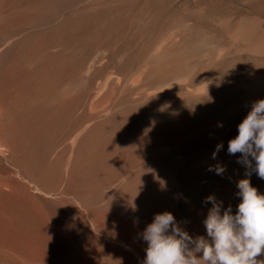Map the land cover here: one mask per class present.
Returning a JSON list of instances; mask_svg holds the SVG:
<instances>
[{
  "label": "bare ground",
  "instance_id": "bare-ground-1",
  "mask_svg": "<svg viewBox=\"0 0 264 264\" xmlns=\"http://www.w3.org/2000/svg\"><path fill=\"white\" fill-rule=\"evenodd\" d=\"M64 1L0 0V264H143L141 234L163 212L211 242L201 206L191 202L184 221L166 201L158 155L116 133V117L101 108L110 90L78 76L84 23L55 19ZM255 29L245 21L237 33L264 48Z\"/></svg>",
  "mask_w": 264,
  "mask_h": 264
},
{
  "label": "rangeland",
  "instance_id": "rangeland-1",
  "mask_svg": "<svg viewBox=\"0 0 264 264\" xmlns=\"http://www.w3.org/2000/svg\"><path fill=\"white\" fill-rule=\"evenodd\" d=\"M63 4L60 15L55 11L56 20L84 23L76 39L78 76L87 79L86 86L94 91L110 90L101 108L116 117L118 136L133 149L158 155L154 164L171 183L166 201L182 220L189 218L191 202L208 214L209 196L221 204V215L228 209L235 215L242 200L237 195L242 179H249L264 194V179L254 171L255 161L249 167L242 154L227 152L229 140L238 135V124L254 102L264 99V48L237 33L238 25L246 21L255 24L257 37L264 34V0ZM159 114L165 116L164 123L144 124ZM220 144L223 147L213 159ZM210 166L225 171L217 174L209 171ZM257 260L264 261V254Z\"/></svg>",
  "mask_w": 264,
  "mask_h": 264
},
{
  "label": "clouds",
  "instance_id": "clouds-1",
  "mask_svg": "<svg viewBox=\"0 0 264 264\" xmlns=\"http://www.w3.org/2000/svg\"><path fill=\"white\" fill-rule=\"evenodd\" d=\"M237 127L238 135L228 142V154H242V162L249 167L254 160V171L264 179V99L253 103ZM222 147L217 145L213 159ZM213 170L221 175L225 171L222 166H210L209 171ZM238 188L242 200L235 215L231 209L221 215V204L215 197L206 198L205 203H211L212 208L203 223L211 242L203 236L193 239L170 212L155 214L141 234L147 242L143 264H264L257 260L264 254V194L249 179L240 180Z\"/></svg>",
  "mask_w": 264,
  "mask_h": 264
}]
</instances>
